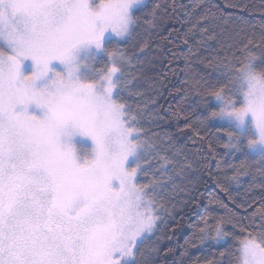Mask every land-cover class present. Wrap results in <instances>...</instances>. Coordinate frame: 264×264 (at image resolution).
Listing matches in <instances>:
<instances>
[{
    "label": "snow or ice",
    "instance_id": "6c2138e0",
    "mask_svg": "<svg viewBox=\"0 0 264 264\" xmlns=\"http://www.w3.org/2000/svg\"><path fill=\"white\" fill-rule=\"evenodd\" d=\"M141 6L144 0H0V264H152L160 238L149 242L172 218L168 203L188 191L178 181L192 164L170 136L144 126L157 118L148 112L155 101L140 91L138 70L151 61L141 59L149 43L137 30L155 31L162 5L147 17L136 14ZM241 8L264 14V0ZM217 19L209 6L189 29L200 34L197 52L209 41L218 49L201 60L213 69L212 86L195 76L188 82L186 91L203 99L184 113L191 121L184 127L199 134L209 123L221 125L226 155L241 158H221L218 166L231 171L229 181L247 177L248 190L262 194L248 205L249 216H201L185 245L226 244L231 225L246 233L238 247L204 264H264V24L258 41L245 35L236 47L219 38ZM129 41L139 45L135 52L108 47ZM197 52L185 57L189 67Z\"/></svg>",
    "mask_w": 264,
    "mask_h": 264
},
{
    "label": "trees",
    "instance_id": "16d2710c",
    "mask_svg": "<svg viewBox=\"0 0 264 264\" xmlns=\"http://www.w3.org/2000/svg\"><path fill=\"white\" fill-rule=\"evenodd\" d=\"M156 3L162 5L157 13L162 18L161 25L155 31H145L143 25L137 30L140 33L138 39L149 43L146 57L141 59L151 61L138 70L143 80L140 91L144 93L145 101H155L154 104H148V112L157 118L155 124L145 123L144 126L151 128L152 133H157L161 137L170 136L175 147L181 149L183 155L191 162L192 170L187 174L186 180L178 181L188 191L179 193L175 200L168 203L167 207L172 210V218L160 225L156 236L149 242L151 246L157 238H160L155 245L158 253H153L150 258L152 264H194V262L204 264L208 259H220V252L229 246L235 251L239 239H242L246 233H241L238 228L233 229L228 225L225 230L233 232L234 236L230 237L226 244L211 240L201 244L193 239L185 245V240L191 237L193 231L189 225L196 223L201 216L209 212L217 217H228L231 214L238 218L249 216L254 208H249L248 205L262 193L259 188L248 190L247 177L242 178L240 184L229 181L227 176L231 175V171H222L225 168L224 163H219L218 166L221 158L228 162H238L241 158L239 153L235 157L226 155L227 150L223 145L227 137L223 131L220 133L216 131L221 125L209 123L199 134L191 128L184 127L185 124L191 123L185 118L184 113L191 111L196 102L203 99L194 89L191 92L186 91L189 88L188 82L195 76L207 82L204 87L212 86L215 81L213 69L206 66V61L202 63L201 60L205 57L210 59L216 55L218 49L215 41H209L207 46L199 47L197 52L196 41L201 39L200 34L198 31L189 33V29L196 16L210 6L218 18L215 23L219 25L216 27L219 38L226 45L235 44L239 47V42L245 35L254 33L256 40H259L264 14L258 9L242 10L241 8V5L245 4L259 5L260 0H147L144 3L147 6H141L136 14L147 17ZM193 4H204L205 9L194 11ZM173 7L176 9L174 14ZM234 26L243 27L244 32L239 36L235 35L232 32ZM169 29L174 30L171 35ZM186 35L191 36L189 44L183 43ZM164 37L168 39L165 40ZM138 46L136 44V47ZM108 47L136 51L133 41L126 44L114 42ZM190 50L197 52V55L192 58L189 67L185 57ZM252 51L257 57L261 55L259 48L253 47ZM220 54L223 55L222 52ZM105 62L106 58L100 60L96 67H103ZM208 103L215 106L211 100ZM201 114L207 113H202V110L198 109L196 115ZM195 118L192 117L193 120ZM205 132H208L209 136L202 140L200 137ZM209 144L212 145V149L209 148ZM213 150L216 155L213 154ZM173 204H175L174 209ZM242 222L248 223L246 220ZM174 226H176L175 231H173ZM167 249L173 251L166 252ZM181 253L184 255L182 256ZM223 264H229L228 259H224Z\"/></svg>",
    "mask_w": 264,
    "mask_h": 264
},
{
    "label": "rangeland",
    "instance_id": "374dc122",
    "mask_svg": "<svg viewBox=\"0 0 264 264\" xmlns=\"http://www.w3.org/2000/svg\"><path fill=\"white\" fill-rule=\"evenodd\" d=\"M147 0H144V3L146 2ZM238 245H239V243H238Z\"/></svg>",
    "mask_w": 264,
    "mask_h": 264
}]
</instances>
